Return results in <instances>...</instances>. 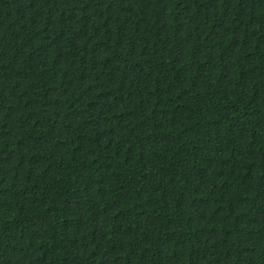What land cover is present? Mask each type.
<instances>
[{
  "label": "trees",
  "instance_id": "16d2710c",
  "mask_svg": "<svg viewBox=\"0 0 264 264\" xmlns=\"http://www.w3.org/2000/svg\"><path fill=\"white\" fill-rule=\"evenodd\" d=\"M0 264H264V0H0Z\"/></svg>",
  "mask_w": 264,
  "mask_h": 264
}]
</instances>
